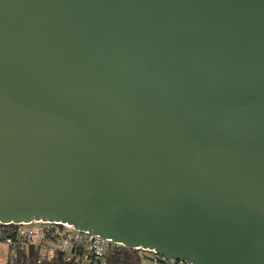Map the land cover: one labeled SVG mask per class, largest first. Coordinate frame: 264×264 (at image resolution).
Masks as SVG:
<instances>
[{
	"label": "water",
	"instance_id": "95a60500",
	"mask_svg": "<svg viewBox=\"0 0 264 264\" xmlns=\"http://www.w3.org/2000/svg\"><path fill=\"white\" fill-rule=\"evenodd\" d=\"M31 220L264 264V0H0V223Z\"/></svg>",
	"mask_w": 264,
	"mask_h": 264
},
{
	"label": "built area",
	"instance_id": "2783aa9c",
	"mask_svg": "<svg viewBox=\"0 0 264 264\" xmlns=\"http://www.w3.org/2000/svg\"><path fill=\"white\" fill-rule=\"evenodd\" d=\"M11 264H107L108 253L120 242L62 221L31 220L16 223L5 239ZM155 263L191 264L152 250ZM25 256H22L24 255Z\"/></svg>",
	"mask_w": 264,
	"mask_h": 264
},
{
	"label": "trees",
	"instance_id": "16d2710c",
	"mask_svg": "<svg viewBox=\"0 0 264 264\" xmlns=\"http://www.w3.org/2000/svg\"><path fill=\"white\" fill-rule=\"evenodd\" d=\"M14 228L15 224L13 223H0V241H5L6 237L14 232ZM22 256H25V254ZM143 257L151 258V255L140 248H128L122 246L108 253L107 264H144ZM3 264L11 263L6 261Z\"/></svg>",
	"mask_w": 264,
	"mask_h": 264
},
{
	"label": "rangeland",
	"instance_id": "374dc122",
	"mask_svg": "<svg viewBox=\"0 0 264 264\" xmlns=\"http://www.w3.org/2000/svg\"><path fill=\"white\" fill-rule=\"evenodd\" d=\"M149 255L150 253L147 252ZM9 259V246L5 241H0V263L8 261ZM144 264H151V260L149 257H143Z\"/></svg>",
	"mask_w": 264,
	"mask_h": 264
},
{
	"label": "crops",
	"instance_id": "0c3cea01",
	"mask_svg": "<svg viewBox=\"0 0 264 264\" xmlns=\"http://www.w3.org/2000/svg\"><path fill=\"white\" fill-rule=\"evenodd\" d=\"M150 258V257H149ZM151 264H167V263H155L152 258H150ZM6 262V261H5ZM5 262H1L0 264H3Z\"/></svg>",
	"mask_w": 264,
	"mask_h": 264
}]
</instances>
